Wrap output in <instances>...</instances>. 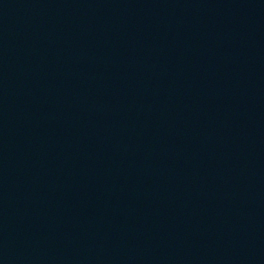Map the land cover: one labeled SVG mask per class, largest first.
Wrapping results in <instances>:
<instances>
[{"label": "water", "instance_id": "water-1", "mask_svg": "<svg viewBox=\"0 0 264 264\" xmlns=\"http://www.w3.org/2000/svg\"><path fill=\"white\" fill-rule=\"evenodd\" d=\"M230 0H0V264H264V52Z\"/></svg>", "mask_w": 264, "mask_h": 264}]
</instances>
